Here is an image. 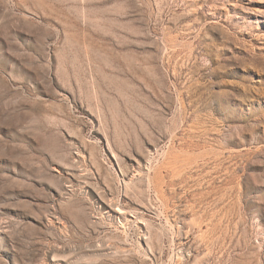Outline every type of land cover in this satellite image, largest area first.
Returning <instances> with one entry per match:
<instances>
[{"label": "rangeland", "instance_id": "1", "mask_svg": "<svg viewBox=\"0 0 264 264\" xmlns=\"http://www.w3.org/2000/svg\"><path fill=\"white\" fill-rule=\"evenodd\" d=\"M0 264H264V0H0Z\"/></svg>", "mask_w": 264, "mask_h": 264}]
</instances>
